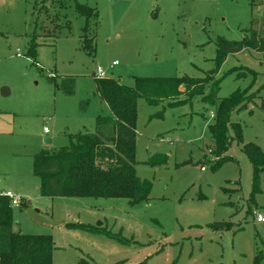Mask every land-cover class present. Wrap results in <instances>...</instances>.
<instances>
[{
  "label": "rangeland",
  "instance_id": "obj_1",
  "mask_svg": "<svg viewBox=\"0 0 264 264\" xmlns=\"http://www.w3.org/2000/svg\"><path fill=\"white\" fill-rule=\"evenodd\" d=\"M79 1L98 14L88 35L94 54L81 47L85 19L74 0H0V193L25 199L11 207L13 230L50 236L52 264H254L264 254V223L255 220L264 215V173L252 204V166L241 145L229 139L225 155L233 160L211 169L208 127L216 105L203 96L187 99L184 86L177 98L168 100L174 90L161 87L156 104L137 102L136 174L152 186L148 201L44 197L33 156L68 148L73 135L95 133L96 118L110 115L96 88L98 66L130 89L135 78L211 74L217 100L250 88L248 96L258 97L230 114V124L241 125L244 144L264 152V52L243 50L220 67L216 62L220 41L263 31L264 0ZM32 42L34 59L27 57ZM243 69L257 75L237 77ZM69 77L76 79L72 95L57 87ZM211 92L206 86L205 95ZM227 135L233 137L230 126ZM83 227H101L114 238Z\"/></svg>",
  "mask_w": 264,
  "mask_h": 264
},
{
  "label": "trees",
  "instance_id": "obj_2",
  "mask_svg": "<svg viewBox=\"0 0 264 264\" xmlns=\"http://www.w3.org/2000/svg\"><path fill=\"white\" fill-rule=\"evenodd\" d=\"M75 1L77 13L84 17L85 26L82 29L81 47L89 54H94L92 38L89 37L92 26H97L98 14L95 9ZM252 0V3L255 4ZM262 32L252 28L250 38L243 41H220L217 47L216 62L220 67L228 55L237 54L243 50L264 52V17ZM35 43L32 42L28 58H35ZM238 69L232 70L236 73ZM237 77L251 74L249 69H243ZM236 71V72H235ZM214 75L200 80L188 78L149 79L135 78L136 88L130 89L116 80L105 78L96 80L98 96L109 108V116L96 118V132L76 134L71 137L70 146L55 153L41 151L33 158V175L41 180L40 193L48 198H94V199H127L131 205L149 200L152 186L142 181L136 174V123L137 102L145 98L150 104L162 100L159 93L161 87L174 90L166 97L174 99L179 96V88L189 90L187 99L203 96V100L216 105V119L209 125L208 131L213 143L216 162L211 166L213 171L233 159L226 156L230 140L236 141L242 147L252 166V196L260 192V177L264 173V152L254 143H243L242 127L240 124H230V114L248 107L255 98L248 96L250 88L237 90L225 99L217 100L218 83L213 82ZM49 82L56 80L47 76ZM76 79L61 78L57 86L67 95L74 94ZM211 85L212 92L207 96L205 87ZM160 86V87H159ZM196 87L195 90L189 89ZM176 96V97H175ZM165 97V98H166ZM264 111V100L260 106ZM80 109L86 111L87 101L80 102ZM231 127L233 137L227 132ZM110 128V133L105 131ZM165 161V160H164ZM24 203L21 205L23 206ZM252 214V209L248 210ZM228 225V224H227ZM12 209L9 200L0 196V264H52L55 250L52 238L49 236H29L14 232ZM87 231L103 234L109 238L114 236L101 227H83ZM121 241L120 239H117ZM79 264H92L81 260ZM254 264H264V254L259 252L254 258Z\"/></svg>",
  "mask_w": 264,
  "mask_h": 264
},
{
  "label": "built area",
  "instance_id": "obj_3",
  "mask_svg": "<svg viewBox=\"0 0 264 264\" xmlns=\"http://www.w3.org/2000/svg\"><path fill=\"white\" fill-rule=\"evenodd\" d=\"M20 54V53H19ZM117 63H114L113 66H115ZM37 66H39L37 64ZM54 74H49L50 77H53ZM94 77L96 80L105 79L106 78V72L102 70L99 66L96 68V71L94 73ZM217 160V158L215 157ZM202 170H205L204 167L201 168ZM3 197L7 198L9 200L10 206L12 208H19L21 207L23 201L20 196L15 195L12 192H4ZM255 220L257 223L263 224L264 223V215L261 213H256Z\"/></svg>",
  "mask_w": 264,
  "mask_h": 264
},
{
  "label": "crops",
  "instance_id": "obj_4",
  "mask_svg": "<svg viewBox=\"0 0 264 264\" xmlns=\"http://www.w3.org/2000/svg\"><path fill=\"white\" fill-rule=\"evenodd\" d=\"M114 63H116V61H115ZM112 66H113V65H112ZM113 67H114V66H113ZM105 105H106V104H105ZM106 107H108V106L106 105ZM108 109H109V108H108ZM109 111H110V110H109ZM110 114H111V112H110ZM47 141H48V140H46L45 142H47ZM48 142H49V141H48ZM34 156H35V155H34ZM34 156H33V158H34ZM33 176H34V175H33ZM34 177H36V176H34ZM37 178H38V177H37ZM39 189H40V187H39ZM3 193H4V192H1V193H0V196H3ZM15 195H16V194H15ZM21 199H22V201H23V203H24V200H25V199L22 198V197H21ZM51 199H53V198H51ZM23 203H22V204H23ZM14 232H15V231H14Z\"/></svg>",
  "mask_w": 264,
  "mask_h": 264
}]
</instances>
